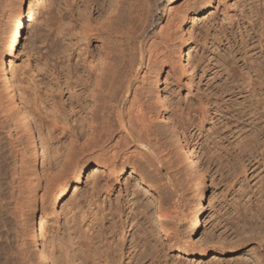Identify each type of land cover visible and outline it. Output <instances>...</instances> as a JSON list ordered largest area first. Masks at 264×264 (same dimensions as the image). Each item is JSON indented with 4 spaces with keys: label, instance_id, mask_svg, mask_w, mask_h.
I'll return each instance as SVG.
<instances>
[{
    "label": "rangeland",
    "instance_id": "obj_1",
    "mask_svg": "<svg viewBox=\"0 0 264 264\" xmlns=\"http://www.w3.org/2000/svg\"><path fill=\"white\" fill-rule=\"evenodd\" d=\"M13 1H0V43L7 21V5L9 7ZM102 1L105 7H109L108 4L115 0ZM33 10L27 17L22 38L24 54L19 57L22 71L15 81L19 84L17 87L23 88V93L26 91L27 106L22 104L17 91L11 95L14 106L12 99L9 102L7 85L0 74V123L6 130L1 125L0 129L5 130L2 132L6 136L3 137L10 146H14L11 141L15 140L18 149L26 147L30 153L32 150L30 156L36 150L39 159L46 156L43 157L45 165L40 163L43 158L37 163L39 177L43 176L44 181L41 188L31 189L30 180L23 177L20 180L21 197L31 195L29 205L33 203L44 208L38 234L45 239H40V246L32 243L28 232L30 225L22 219L19 240L13 250L6 253L10 263L18 264L22 258L19 264H264V0H213L205 15L186 24L179 23L180 26L177 23L164 26L165 33L169 31L167 27L173 26L176 43L183 36L187 38L190 59L183 60L184 69L176 56L172 58L174 62L163 65L161 46L164 41L158 38L160 44L154 65H163L158 90L165 101V105L162 103L164 108L156 102L158 90L151 81L150 71L144 69L142 74L135 75L137 96L146 108L151 110L152 107L153 112H150L158 120L154 121L157 126L154 129L159 137L155 134V137L151 135L152 138L140 140L132 135L134 132L128 133L129 136L126 133L123 144L133 157L144 162L143 167L151 176L146 178L147 185L132 180L126 187V183L120 180L106 195L104 191L88 195L83 189L72 190L73 199L69 204L60 200L56 206L47 200L45 207L41 198L48 182L46 176L59 170L67 149L64 144L67 145L69 138L74 136L66 128L77 129L78 124L83 128L85 117L91 112L87 107L92 100L78 78L85 74V70L76 65L82 44L79 24L83 23L84 5L80 0H38ZM94 16L102 23L100 13L95 11ZM159 16L165 25V11H160ZM189 30H192V38ZM97 47L92 43L91 51L98 54ZM57 48L60 55L54 54ZM6 67L4 64V69ZM173 68L177 71L175 79H168L167 74L173 72ZM139 89L142 96L138 95ZM4 94H7L5 98ZM3 108H6L4 112ZM12 121H19L21 125L15 123L13 126ZM25 129L32 131V136L28 137ZM40 130L44 131L41 135L44 136L43 143ZM80 133H76L80 143L86 141L87 145L90 141L87 138L83 141V132ZM21 135L27 136L28 141ZM44 143L47 146L42 145V148ZM187 150H191L208 169L211 206L206 231L212 240L208 247L210 254L189 258L179 254L173 246L175 241H185L189 237L185 218L192 214L196 194L200 192L196 165L191 157L189 159ZM14 158L15 154L11 159ZM93 163L92 157H85L87 167L83 181L85 174L95 168ZM93 184L89 189L95 187ZM159 204L169 211L170 220L163 221L169 227L167 236L160 231ZM120 222L126 225L124 235L122 231V235L119 233ZM108 244L112 249L109 262L102 253ZM42 246L48 247H45L46 252L54 263L41 260ZM221 246L228 248L223 254L214 253V250L220 252ZM117 248L122 249L118 251ZM233 248H238V253L228 251Z\"/></svg>",
    "mask_w": 264,
    "mask_h": 264
},
{
    "label": "bare ground",
    "instance_id": "obj_2",
    "mask_svg": "<svg viewBox=\"0 0 264 264\" xmlns=\"http://www.w3.org/2000/svg\"><path fill=\"white\" fill-rule=\"evenodd\" d=\"M178 2L179 4L175 5V3ZM212 2L213 0H115L112 2L113 4H108L109 7H105L102 0H80V3L84 5L83 17L81 20L83 23L81 25L79 24V39L82 44L76 65L77 68L81 66L85 70V74L79 75L78 78H80V80L84 83L85 93L87 96H90L92 100L90 107H87V109L91 108V110H88L91 112L88 113V115L86 114L87 116L85 117V121L84 119L82 120V122H85V125L83 124L84 126L81 123L83 128H81V126L79 127L78 124V128H81L80 130L74 127L66 128L71 131V136L73 134L74 136L72 138L68 137L70 139L68 144H64L65 148L67 146V149L65 155L62 157L63 159L60 158L62 159V162L60 164L61 166L58 167L59 170L55 173L52 171V175L48 173L46 176L49 180L46 178L48 182L45 181L47 182L45 186V192L44 194L42 193V198L40 197L44 207L45 204L47 205V200L53 201L56 206L60 200H65L66 203L69 204V202L73 199V196H71L72 190L76 192L83 189L85 194L88 195L104 191L106 195V193L113 187L114 183L119 182L120 180L126 183V187L129 186L132 180L141 181V183L147 185L146 178L149 177V175H147L149 172L147 171L148 169L145 170L143 167L144 162L142 161V163L140 161L142 159L139 160L136 157H133V153L127 150V145L123 144L124 139L126 138V133V135H128V133L134 132L132 135H135L141 140L144 137L152 138L153 135L155 137L157 132L154 129L157 126H155L156 124L154 121L156 119L153 117L154 114L152 113V107V112H150V108H146L144 106L143 100L141 101V98L139 99L137 96V91L134 87L135 78L137 79L135 75L139 74L141 71L143 72L144 69H148L150 71L149 73L152 75L151 81H153V85L157 87L158 90V87L161 83V69L163 65L173 61V56L179 58V62H181L180 65H182L183 69L186 68V66H183V60L189 61L190 59L189 41L183 36L180 42L176 43V33L173 26L171 28L167 27V30H169L167 33H165V27L168 24V26H170V24L174 25L175 23H177V25H179V23L186 24L189 21L191 22L192 20H195V18L198 16L205 15L208 12ZM37 4L38 0H14L13 2H10L9 7L7 5V9L9 8L7 21L4 28L5 30L2 32L3 37H1L2 40L0 43V74L4 76L3 81L6 83L5 86L7 85L6 92L9 96H11L13 95V91H17V95H19L18 97L24 106H27V101L25 100L26 96H24L26 95V91L23 93L21 91L23 88L21 86V88L17 87L19 84L17 85L15 81L20 77V71H22V68L20 69L21 64H19V57L24 54V50H22L23 48L21 49V46L23 42L22 38L25 33L27 17L32 15L34 11L33 7H35ZM5 9L6 7H3V10ZM162 10L165 11V19L167 18L165 25H163L164 19L160 18L159 16L160 11ZM95 11L102 15V23H100V21L95 18ZM189 33L190 37L192 38V30H189ZM158 38L164 41V45L162 43V46L160 45L162 47L161 59L164 60V64L160 66L154 65L156 62L155 56L156 53H158V46L160 44L157 42L159 41ZM92 43H96L98 45L96 48L98 54L91 51ZM57 49V53L54 54L60 55L61 52L59 51V48ZM47 63H49V61ZM4 64L9 68L8 70H6L7 67L4 69ZM172 70L173 72H168L167 74V77H169L168 79H175L174 75L177 72L176 68H173ZM142 72L140 74H142ZM146 73H144V75H146ZM76 75H78V72ZM84 75H86V79L83 78ZM148 78L145 79L148 81L150 80ZM168 79H166V82ZM143 90L144 89H142V91ZM139 91L140 89L138 90V95L140 93ZM3 92H1V94H3ZM7 94L2 96L4 97ZM9 96V102L12 99L11 104H14L15 102H12L13 97ZM140 96H142L141 93ZM155 98L158 100H155L158 102V105L164 108L165 106L163 107L162 103H165V101H163L161 98L159 90ZM0 102H2V100H0ZM7 104L9 105V103ZM5 109L6 108H3L2 112H4ZM4 114L3 116H5ZM8 115H10V113ZM156 115L158 116V114ZM14 116L15 115H13V117ZM9 117L10 116H8V118ZM10 120L13 119L11 118ZM17 120L19 119L17 118ZM157 121L158 120H156V122ZM18 122L19 121H14L13 126H16L15 123ZM18 124L21 125L20 123ZM23 124H25V122ZM2 127L3 126L1 125V128ZM19 127L22 128L21 126ZM20 128L17 129L20 131ZM4 129L6 130V128ZM29 129H27L28 132L25 129V132L28 133V137L29 135L32 136V131ZM5 130L0 129V264H11L12 262L10 263V258L6 253H9L8 251L11 250L15 243L17 244V240H19V224L22 223V219H26V223L30 225H28V232L32 243L38 246L41 240L45 239L40 238L38 234V227H40V217L43 215L42 209L44 208H38V204L32 203V205H29L33 198L31 195L28 198L21 197L23 189L20 180L22 177L30 180L32 186H28L32 187L31 189L41 188V184L44 181H42L43 176L42 178L39 177L37 163L38 160L40 162V159L46 156L40 157L39 159L36 149V151L33 150L35 151L33 152L34 154L30 156L32 150L30 153V151H27L26 147L25 149H18L19 147L15 146V140L11 141L14 146L12 147V144L10 146L7 144L8 142H6L7 140L4 138L6 133L4 132V136L2 132ZM43 132L44 131L41 132L40 130V139L42 143L44 142V136H41L43 135ZM78 132H83V141H85L86 138L88 141H90L87 143V145H85L86 141L83 142L84 145L80 143L78 135L76 136V133L78 134ZM21 136L24 138L27 137L24 135ZM28 137L26 138V141H28ZM14 138L12 137V139ZM15 139H18V136H16ZM20 141L22 140L20 139ZM22 144L20 143V145ZM44 144H41V146L43 145L46 147L47 143L45 145ZM30 145L33 146V143ZM30 148L31 147H29V149ZM32 149H34V147H32ZM181 149L183 151L184 147L181 146ZM186 152L189 154V159L191 157L195 162L200 192L196 194L195 205L192 209V214L188 215V218H185V220L188 221L189 237L185 241H175L173 246L179 254H184L189 258L191 256L193 257L194 255L206 256L210 254L208 253V247L210 246L212 240L210 237L211 234L206 231V223L208 220V210L211 206V203L210 190L207 185L208 169H206V167H204L199 162L191 150H187ZM14 154L16 158L12 160L11 158L14 156ZM86 156L92 157L94 159L93 164L95 165V168H92V170L85 174L86 179L83 181L84 171L87 167H85L84 164ZM40 163L42 166L45 165L44 158ZM92 183H94L93 185L95 187L89 189ZM83 184L85 187H80ZM35 196H37V194ZM167 212L169 211L166 208H163L160 204L158 205L157 217L159 220L160 231L166 236L168 235L167 231H169V227L163 221L170 220L167 216ZM117 227H119V225H117ZM119 228V233L122 231L124 235L126 232V225H124L122 222ZM190 237H193V240H190ZM44 245H46V243H44ZM45 247L47 246H42L44 253L41 255V260L44 262H48L50 260L52 262L53 258L50 257L49 253L46 252L47 249ZM220 248V252L214 250V253L223 254L225 248L228 247L221 246ZM117 249L120 251L122 248ZM111 251V245H109L106 249L103 247L102 250L104 258L108 262L111 258ZM228 251L230 253L236 254L238 253V248H233ZM54 262L55 261L53 260L52 263ZM54 264H56V262Z\"/></svg>",
    "mask_w": 264,
    "mask_h": 264
}]
</instances>
